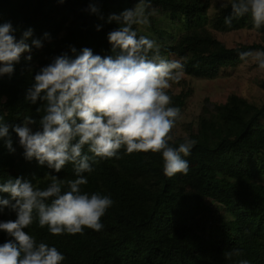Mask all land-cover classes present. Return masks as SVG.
<instances>
[{
    "label": "trees",
    "instance_id": "obj_1",
    "mask_svg": "<svg viewBox=\"0 0 264 264\" xmlns=\"http://www.w3.org/2000/svg\"><path fill=\"white\" fill-rule=\"evenodd\" d=\"M137 2L0 0V25L11 22L17 29V39L29 28L33 30L30 45L32 39L43 40L45 33L50 36V41H43V48L32 47L31 53L21 56L11 77H0V114L6 123L22 124L25 116L39 119V104L26 101V92L35 72L54 57L64 53L73 57L72 47L77 54L85 47L102 57L112 54L107 37L119 25L109 23L108 17L133 8ZM149 2L151 7L183 18L184 32L172 44L160 48L163 56L183 63L187 77L215 80L251 62L242 61L240 52L264 50V28L258 30L260 42L234 47H227L213 34L211 29L230 32L252 26L249 16L234 19L231 27L225 25V17L231 14L230 3L227 8L217 7L209 17L207 0ZM91 5L98 7V14L91 13ZM150 13L148 8L146 15L152 20ZM155 24L151 22L156 34L164 35ZM29 54L31 73L26 68ZM259 86L264 90V84ZM168 92L171 106L180 107L183 114L192 90ZM181 128L182 135L172 130L170 146L178 148L185 138L197 141L191 154L184 157L189 163L187 174L169 178L163 172L162 153L126 155L124 149L120 150V159L97 158L92 165L94 171L83 174L88 183L81 186L82 192L107 195L113 200L101 218V231L85 228L83 234L53 236L46 226L40 228L36 219L25 231L38 242L56 247L65 256L63 264H233L224 255L232 249L243 253L234 259L264 264V199L248 187V183L264 177V103L258 107L231 94L224 103L211 108L203 105L196 123ZM9 132L16 151L9 153L0 139V182L23 177L45 188L50 183L49 174L76 178L71 164L55 173L35 159L26 160L19 138L11 128ZM192 178L199 183L198 193L181 192L180 186ZM0 199L11 197L0 192ZM15 219L16 213L8 208L0 213V222ZM8 239L7 233L0 231V244Z\"/></svg>",
    "mask_w": 264,
    "mask_h": 264
},
{
    "label": "clouds",
    "instance_id": "obj_2",
    "mask_svg": "<svg viewBox=\"0 0 264 264\" xmlns=\"http://www.w3.org/2000/svg\"><path fill=\"white\" fill-rule=\"evenodd\" d=\"M149 7V0H138L133 8L108 17L109 23L119 25L107 37L112 54L102 57L87 47L77 54L72 47L74 58L61 54L35 72L25 99L39 104V119L25 116L22 124L9 125L0 114V139L9 153L16 151L11 128L26 160L35 159L55 173L71 164L76 177L61 179L49 174L50 183L45 188L23 177L0 182V192L11 197L0 199V213L5 208L16 213L15 220L0 222V231L10 237L0 244V264H63L65 256L56 247L38 242L25 231L34 219L53 236L83 234L85 228L102 230L101 218L113 200L81 190L88 183L83 174L94 171L97 158L120 159L121 149L126 155L162 153L167 177L187 174L189 163L184 157L191 154L197 141L185 138L178 148L169 143L182 113L180 107L171 106L168 90L184 75V65L163 56L155 40L138 34L135 26L149 23ZM221 7L229 4L221 2ZM230 7L225 25L231 27L234 19L249 16L253 30L264 28V0H230ZM90 11L99 13L95 5ZM16 31L11 22L0 25V77H11L23 54L31 53L32 47L43 48L44 40L50 41L45 33L43 40L32 39L30 45L33 30L23 31L19 39ZM239 58L255 62L264 71V50L242 51ZM31 61L29 54V73ZM224 255L233 264H250L247 259H234L243 256L240 249Z\"/></svg>",
    "mask_w": 264,
    "mask_h": 264
},
{
    "label": "rangeland",
    "instance_id": "obj_3",
    "mask_svg": "<svg viewBox=\"0 0 264 264\" xmlns=\"http://www.w3.org/2000/svg\"><path fill=\"white\" fill-rule=\"evenodd\" d=\"M209 3L208 15L211 17L216 13V8L221 6V2L230 3V0H207ZM150 16L147 25L137 26L143 35L149 39L155 40L159 45H170L185 30L184 20L180 15L172 16L163 12L161 9L149 7ZM155 22V29H160L164 35L158 36L153 29L151 22ZM213 34L223 42L227 47H234L239 44H251L261 41V33L253 30L252 26L243 27L240 30L230 32H219L211 29ZM264 84V71L259 70L255 66V62L251 61L234 69L230 74L225 73L222 77L215 80H196L185 75L179 82H172L169 89L174 94L191 89L190 97L186 109L182 114L177 126L174 128L176 134L182 135V125L195 124L202 110L203 105L212 107L214 104L224 103L231 94H236L245 98L250 103L261 106L264 103V90L259 84ZM19 148L23 150L20 146ZM248 183V187L256 196L264 199V177ZM199 183L196 178L185 181L180 186L181 192L198 193Z\"/></svg>",
    "mask_w": 264,
    "mask_h": 264
}]
</instances>
